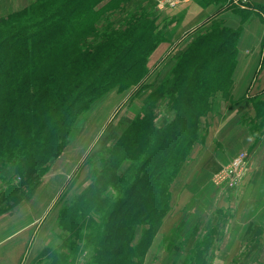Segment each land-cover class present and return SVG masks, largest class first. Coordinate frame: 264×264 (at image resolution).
<instances>
[{
  "label": "rangeland",
  "instance_id": "1",
  "mask_svg": "<svg viewBox=\"0 0 264 264\" xmlns=\"http://www.w3.org/2000/svg\"><path fill=\"white\" fill-rule=\"evenodd\" d=\"M160 1L28 0L25 6L22 3H15L13 10L11 9L12 5L10 7L9 4L4 3L3 13L2 15L0 14V41H6L9 35L19 32L15 31L14 27H25L31 20H39V22L42 20L57 21L58 19H53L51 15L56 18L57 14L62 16L64 10L80 7L78 13L75 11L76 16L72 20L83 25L94 24L96 32L88 34L86 39L79 40L78 36V40L84 49L95 52L106 41L107 37L118 32L126 33L132 26L141 23V20L155 22L166 31L168 24L172 20L168 16H163L162 18L164 11L167 9H157V3H161ZM232 3L245 7L247 1L232 0ZM87 8H91L97 13L88 12L87 14ZM160 18L164 21L162 25L159 22ZM213 26L228 28L220 20L211 21L195 33H192V36L175 50L173 46V49L169 50L167 55L156 63L150 65L148 58L147 67L151 73L148 75L145 85L133 95L130 93V96L120 108L116 109L110 121L105 124L100 133L97 134V131L102 126L103 121H105L108 106L107 97L113 91L95 101L86 112L79 113L67 135L64 150L58 157L49 160L47 164L48 170L39 179L37 178V173L32 174L33 179H30L26 174V168H23L24 166L18 167V163H20V160L23 161L24 157L28 156L32 150V139L38 133L36 124L42 118L45 122L48 121V116L52 111L63 109L65 102L62 95L78 86L80 82L79 69L85 63L76 61L73 65L67 66V59L75 51L74 46L65 55L59 53L49 54L43 63L44 68L38 72L34 69L33 71L29 69L33 77L46 76V78L55 80L53 86L55 84L56 86L46 85L45 90L47 92L50 91L53 95L42 97L39 102L29 108V111H23L29 112L27 115H18L17 117L20 118L19 121L21 123L18 122V118H15L11 123L12 130L9 131L4 140L0 141V182L1 185L2 183L6 185L5 189L0 190V213L14 205L8 202L13 195L8 199H3L6 191L11 188H18L20 193L19 200H23L28 198L39 185L41 187L46 181L57 179L56 183L62 184V187L61 191H58L53 205L46 216L49 217L48 220L42 228L41 225L37 228L34 237H38L39 231L46 229H49L48 234L43 240L42 238L35 240L34 245L38 246V251L36 250L35 257L33 256V259L27 264H93L92 260L88 258L90 255L87 248L88 243L86 245V243H80L78 240H76L77 243H72V240L68 239L67 228L70 230L68 213L73 215L72 209L75 206L81 208L93 206L95 209L96 200H112L117 195V188L115 187L117 177L121 176L129 163L143 161L146 153L151 149L152 141H148L167 122L169 123L171 120L191 128L193 127L192 123H194L196 129H198L199 137L196 139L197 141L193 142V147L190 149L187 158H192L196 148L203 144L206 131L203 124L200 123L202 116L197 120H192L189 118L190 116L186 115L184 108L177 105L180 108L181 116L174 120L173 108L176 104L179 90L192 76L189 74L191 69H187L188 63L192 60L187 61L186 55L194 50L200 56L209 54L208 50L212 41H205V36L203 35L208 33V31L212 32ZM7 30H10L11 33L7 32ZM13 39L14 46L27 44V48L21 49L18 57V52L13 54H8L10 50L6 51V53L0 52L5 60L0 65V81L4 80L8 75H13L19 63H22L25 68V65L32 59V44L39 43L41 36L36 37L37 41H32L31 46L25 43L26 35L16 36ZM172 42L174 43V40ZM107 43L108 45L102 47L103 51L107 50L110 41L108 40ZM13 44L10 42L9 45ZM178 64L179 66H177ZM41 90L42 92L44 91L42 87ZM131 90L132 88L122 92H115L120 94ZM248 94H251V91ZM190 96L191 100L199 98L197 94H190ZM212 96L211 102L216 96L229 98L228 95L225 96L220 92L214 93ZM263 100L259 99L256 105L257 108L255 107L258 116L256 115L257 117H254V119L259 118V120L255 121L253 119L250 123L249 130L255 139L261 136L262 131H264ZM201 101L203 105L206 102L203 98ZM102 105L104 106L102 107ZM14 132L17 139H12L11 134ZM119 141H122L121 145H119ZM146 142L148 143L144 153V143ZM126 148L133 152L134 158L132 161L125 159V161H121V154L126 151ZM216 150L222 151V148L216 147ZM245 153L246 151H240L234 155L229 165H226L227 167L224 166L221 170L217 169L212 175H209L208 182L211 179V182L219 189L227 181L228 174L235 176L233 165ZM247 158L244 161L245 164ZM206 172L211 173V171ZM242 176L240 179H242ZM224 177L225 179H223ZM175 178L169 184V209L162 219L149 250L142 258L141 264H198L197 260L200 257L197 255L195 258L198 250L200 253L203 252L201 261L206 258L208 261L212 253L211 255L208 252L204 253V247L206 248L212 243L211 240H213L214 244H217L220 241L219 236L222 234L224 237L225 232L234 223L235 212L240 201L237 191L234 189L228 190L230 192L228 196L226 195V200L231 203L229 207L224 208L225 206L223 205L225 204L221 202L220 206L218 201H213V196L210 199L207 197L209 190L212 188L209 183L191 189L195 195L194 200L187 198L186 192L190 191V189L185 185L186 183L175 187ZM240 179L238 178L237 180L240 181ZM37 180L38 184L34 187ZM224 187L227 188V185L225 184ZM87 191H90L88 202L79 204L81 194ZM190 197H192L191 192ZM176 198H178L177 202ZM212 201L213 204L211 205ZM210 205L212 209L210 208L209 211H212V214L206 213L205 210ZM77 207L75 209H78ZM98 214L100 212H92L88 216V227L85 228L84 224L82 236L83 234L91 236L93 230L101 226L96 221L99 219ZM220 216L224 218L219 222L218 217ZM78 221H82V219L78 217ZM204 229H206V234L209 233L211 235V238H202L200 234ZM214 233H218L216 241H214L212 236ZM197 247L200 249H197ZM246 255L248 257L250 252H247ZM26 260L27 255H25L22 264H26ZM232 264H242V262H233ZM256 264L260 263L257 262Z\"/></svg>",
  "mask_w": 264,
  "mask_h": 264
},
{
  "label": "trees",
  "instance_id": "2",
  "mask_svg": "<svg viewBox=\"0 0 264 264\" xmlns=\"http://www.w3.org/2000/svg\"><path fill=\"white\" fill-rule=\"evenodd\" d=\"M91 10L87 8L86 13H97ZM75 11L78 13L80 7L64 10L62 16L57 14L56 18L51 15L53 19H58L57 21L31 20L25 27H14L15 31L19 32L9 35L6 41H0L1 53L10 50L8 54L18 52V57L21 49L27 48V44L14 46L13 38L26 35L25 43L31 46L32 41H37L36 37L41 36L39 43L32 44V59L25 68L19 63L13 75H8L0 81V141L12 130L11 123L18 115H27L29 112L23 111H29V108L42 97L53 95L50 91L47 92L45 87L46 85L55 87L56 84L53 86L55 80L43 75L33 77L30 70L38 72L44 68L43 63L49 54L65 55L74 46L75 51L71 52V57L67 59V66L73 65L76 61L85 63L79 69L78 86L62 95L65 102L63 109L52 111L48 121L45 122L42 118L36 124L38 133L32 139V150L18 163V167L26 168V174L30 179H33L34 173H37L39 179L48 170L49 160L58 157L64 150L67 135L79 113L89 110L95 101L111 91L122 92L132 88L133 95L145 85L151 73L147 67L148 58L158 44L165 40L164 28L155 22L141 20V23L128 30L129 33L118 32L110 35L95 52H92L84 49L79 40L86 39L88 34L96 32V27L94 24L83 25L73 21ZM219 12L220 10L216 15L205 19L202 25L211 22ZM213 27L212 32L208 31L203 35L205 41H212L209 54L200 56L194 50L186 55L187 61L192 60L187 68L191 69L189 74L192 76L178 92L173 108L174 120L181 116L178 106L184 108L190 119L197 120L210 110L214 93L220 92L229 97L235 64L234 44L240 30ZM7 32L11 33L10 30ZM108 40L109 47L103 51L102 47L108 45ZM10 42L13 45H9ZM4 61V56L0 54V65ZM41 87L44 89L43 92ZM190 94H197L199 98L191 100ZM202 98L206 101L204 105ZM25 104L27 105L24 106ZM19 119L18 122L21 123ZM192 125L191 128L171 120L167 122L148 141H152L151 149L143 161L129 163L121 176L117 177L115 183L117 195H114L112 200H96L95 209L93 206L82 208L75 206L72 209L73 215L68 213L70 218L68 222L70 230L67 228L68 239L72 240V243L76 240L86 245L88 243L90 253L88 258L93 264H141L169 209V184L178 175L181 165L188 159L193 142L199 137L198 129L194 123ZM11 135L12 139H17L15 132ZM148 142L144 143V153ZM121 143L122 141H119V145ZM132 153L126 148L121 154V161L124 159L132 161L134 158ZM37 184L38 180L34 187ZM89 193L90 191L81 194L79 204L88 202ZM9 197L8 202L14 205L19 203L21 200L18 188L6 191L3 199ZM76 207L78 209H75ZM92 212H100L96 221L101 226L94 229L91 236L86 234L82 236L84 224L87 228L88 216ZM78 217L82 221H78ZM197 255L200 257L197 263L206 264V259L201 261L203 252L200 253L198 250L195 258Z\"/></svg>",
  "mask_w": 264,
  "mask_h": 264
},
{
  "label": "crops",
  "instance_id": "3",
  "mask_svg": "<svg viewBox=\"0 0 264 264\" xmlns=\"http://www.w3.org/2000/svg\"><path fill=\"white\" fill-rule=\"evenodd\" d=\"M27 1L0 0V14L3 13L4 3L9 4L10 7L12 5L13 10L15 3H22L25 6ZM262 7L264 0H248L245 7L232 3V0H177L174 7H167L162 15V18L168 16L172 20L164 33L165 40L160 42L149 56V64L156 63L166 56L173 46L175 50L187 41L192 33L204 26L202 22L205 19L216 15L219 10V14L212 21L220 20L228 28L240 30L234 44L235 64L231 75L229 98L216 96L212 100L210 110L201 117L200 122L206 131L204 142L196 148L192 158L189 157L181 165L175 178V187L186 183L185 185L190 189L186 192L187 198L194 200L195 195L191 189L209 183L212 188L207 197L210 199L213 196V201H218L220 206L222 202L225 204L224 208H227L231 202H228L226 197L230 192L228 190L231 189L225 188V183L218 189L211 179L208 182L209 175L217 169L221 170L224 166H228L238 152L246 151L248 154L242 179L233 188L240 197L234 223L225 232L224 237L222 234L219 236L220 241L217 244L211 240L212 243L204 247V252L210 255L212 253L208 261L206 258V264L233 262L264 264V131L255 139L249 130L250 123L258 116L255 110L257 102L259 99H264V9ZM162 18L159 19L161 25L164 24ZM249 91L251 94H248ZM130 93L131 91H126L116 94L113 91L108 95L105 121L97 134L110 121L116 109L123 105ZM254 120L258 121L259 118ZM216 147H221L222 151L216 150ZM56 181L57 179L46 181L28 198L0 213V264H22L25 255H27V264L33 256L35 257L38 246L34 245V242L39 238L43 240L49 229L39 231L38 237L34 235L37 228L40 225L42 228L48 220L49 217L46 216L62 187V184L59 185ZM216 181L219 182L217 179ZM5 187L6 185L4 183L1 185L0 182V190ZM177 200L178 198L176 202ZM194 200L190 201L195 202ZM211 205L205 209L206 213H213L209 211ZM209 218L211 219L210 216ZM222 218L224 217H218V221L220 222ZM200 235L202 238H211L209 233L206 234V229L202 230ZM212 236L216 241L218 233ZM247 252H250L248 257Z\"/></svg>",
  "mask_w": 264,
  "mask_h": 264
},
{
  "label": "built area",
  "instance_id": "4",
  "mask_svg": "<svg viewBox=\"0 0 264 264\" xmlns=\"http://www.w3.org/2000/svg\"><path fill=\"white\" fill-rule=\"evenodd\" d=\"M161 3H157V9L159 10H163V9H166L167 7H173L176 3H177V0H161L160 1ZM244 2H246V0H244ZM248 157V154L245 153V154H242L237 160L236 162L234 163L233 165V169L235 171V176H232L231 174H228V177H227V181L225 182V184L227 185V188H234L236 187L239 182L241 181V175L243 174V170H244V166H245V159ZM239 160V161H238ZM231 171V169H230ZM229 171V173H230ZM240 179V181H238L237 179Z\"/></svg>",
  "mask_w": 264,
  "mask_h": 264
}]
</instances>
